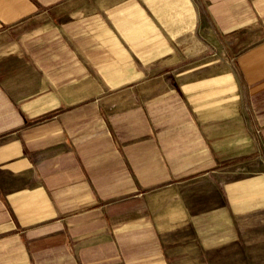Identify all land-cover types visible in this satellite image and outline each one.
Here are the masks:
<instances>
[{
    "label": "crops",
    "instance_id": "crops-1",
    "mask_svg": "<svg viewBox=\"0 0 264 264\" xmlns=\"http://www.w3.org/2000/svg\"><path fill=\"white\" fill-rule=\"evenodd\" d=\"M205 2L248 47L233 73L184 81L171 0H0V264L264 254V171L221 166L252 123L264 148V0ZM241 210L260 212L250 235Z\"/></svg>",
    "mask_w": 264,
    "mask_h": 264
},
{
    "label": "rangeland",
    "instance_id": "rangeland-1",
    "mask_svg": "<svg viewBox=\"0 0 264 264\" xmlns=\"http://www.w3.org/2000/svg\"><path fill=\"white\" fill-rule=\"evenodd\" d=\"M143 1L147 5L153 0ZM171 1V26L163 33L166 41L170 43L169 48L173 57L171 69L177 80L180 75L184 77V81L186 77L195 81L227 75L228 72L233 73L236 70V57L248 47L249 40L243 37L233 38V35L220 32L208 14L205 0ZM243 150L236 152L244 153ZM245 151L244 156L221 159V166L234 168L231 171H235L236 174L230 177L244 178L264 171V148L254 123H252L250 147L246 146ZM228 177L227 174L224 175L225 180ZM223 208L224 206H221V209ZM254 212L260 213L259 210L236 212L237 233L240 236L245 235L246 232L250 235V226L253 222L247 215ZM235 263L264 264V254H237Z\"/></svg>",
    "mask_w": 264,
    "mask_h": 264
}]
</instances>
